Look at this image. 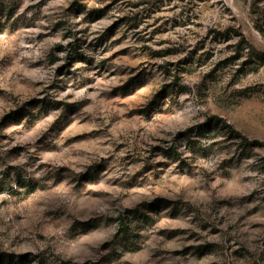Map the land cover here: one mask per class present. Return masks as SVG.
<instances>
[{"label":"rangeland","instance_id":"1","mask_svg":"<svg viewBox=\"0 0 264 264\" xmlns=\"http://www.w3.org/2000/svg\"><path fill=\"white\" fill-rule=\"evenodd\" d=\"M258 26L264 0H0V254L264 264Z\"/></svg>","mask_w":264,"mask_h":264},{"label":"trees","instance_id":"2","mask_svg":"<svg viewBox=\"0 0 264 264\" xmlns=\"http://www.w3.org/2000/svg\"><path fill=\"white\" fill-rule=\"evenodd\" d=\"M258 27H259V30L264 34V28L260 26ZM214 119L217 121V123L222 122L231 133L233 132V133H237L238 135H240L231 124H229L228 122H224V120L221 117L215 116ZM15 258L16 256L13 254L11 255L0 254V264H15ZM19 258L22 264L30 263V258L28 254L20 255Z\"/></svg>","mask_w":264,"mask_h":264}]
</instances>
